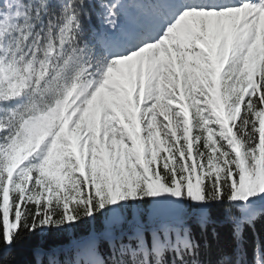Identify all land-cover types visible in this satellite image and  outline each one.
<instances>
[{
    "label": "snow or ice",
    "instance_id": "obj_1",
    "mask_svg": "<svg viewBox=\"0 0 264 264\" xmlns=\"http://www.w3.org/2000/svg\"><path fill=\"white\" fill-rule=\"evenodd\" d=\"M264 264V0H0V264Z\"/></svg>",
    "mask_w": 264,
    "mask_h": 264
},
{
    "label": "trees",
    "instance_id": "obj_2",
    "mask_svg": "<svg viewBox=\"0 0 264 264\" xmlns=\"http://www.w3.org/2000/svg\"><path fill=\"white\" fill-rule=\"evenodd\" d=\"M34 243V241H28L20 246L15 256V259L19 262V264H24L25 261L31 259V248Z\"/></svg>",
    "mask_w": 264,
    "mask_h": 264
}]
</instances>
